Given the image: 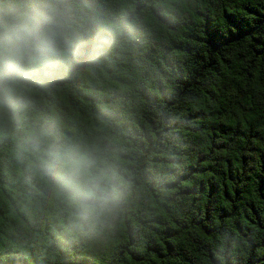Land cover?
I'll list each match as a JSON object with an SVG mask.
<instances>
[{
	"label": "trees",
	"instance_id": "16d2710c",
	"mask_svg": "<svg viewBox=\"0 0 264 264\" xmlns=\"http://www.w3.org/2000/svg\"><path fill=\"white\" fill-rule=\"evenodd\" d=\"M28 17L70 42L0 74V264H264V0H0Z\"/></svg>",
	"mask_w": 264,
	"mask_h": 264
},
{
	"label": "clouds",
	"instance_id": "9594fccd",
	"mask_svg": "<svg viewBox=\"0 0 264 264\" xmlns=\"http://www.w3.org/2000/svg\"><path fill=\"white\" fill-rule=\"evenodd\" d=\"M0 74L19 75L24 71L25 62L32 61L39 66L50 64L62 46L69 41L62 23H56L41 31L34 17L26 22L11 25L0 24ZM94 161L85 154L68 162L63 175V186L73 188L85 181L82 198L86 210H91L89 202L107 201V189L103 177L93 173Z\"/></svg>",
	"mask_w": 264,
	"mask_h": 264
}]
</instances>
